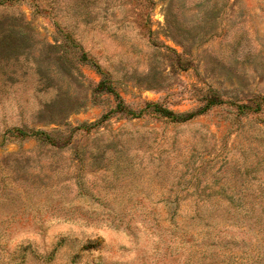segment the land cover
Here are the masks:
<instances>
[{"label": "rangeland", "instance_id": "1", "mask_svg": "<svg viewBox=\"0 0 264 264\" xmlns=\"http://www.w3.org/2000/svg\"><path fill=\"white\" fill-rule=\"evenodd\" d=\"M0 264H264V0H0Z\"/></svg>", "mask_w": 264, "mask_h": 264}]
</instances>
